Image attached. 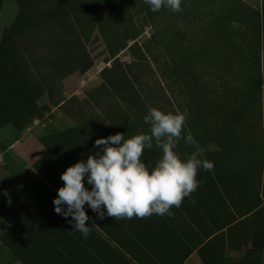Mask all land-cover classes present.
Segmentation results:
<instances>
[{
    "label": "rangeland",
    "instance_id": "374dc122",
    "mask_svg": "<svg viewBox=\"0 0 264 264\" xmlns=\"http://www.w3.org/2000/svg\"><path fill=\"white\" fill-rule=\"evenodd\" d=\"M94 1L110 11L100 8L95 22L83 28L92 65L60 80L55 91L65 103L54 105L44 93L38 99L44 107L41 116L21 131L10 123L0 128V233L9 225L1 211L14 206L13 196L24 185L18 173L24 169L36 173L35 161L46 152L44 135L78 126L91 138L104 127L131 138L150 134L144 122L149 108L165 112L187 108L181 136L191 134L193 142L186 144L181 138L174 151L182 158L202 151V159L214 162L222 173L221 187L226 188L219 197L232 206L235 219L208 243L203 260L263 264L264 250L254 243L252 230L264 224V100L257 97L253 108L233 125L249 83L243 63L232 66L238 53L226 45L231 37L224 30L241 15L243 3L260 9L262 0H181L176 13L163 7L153 12L144 0ZM20 8L15 0H1L0 36ZM46 23L52 32H61L60 25L43 19L42 25ZM37 33L34 28L29 34ZM111 78L116 81L111 83ZM152 148L161 156L155 141ZM236 171L241 179H232ZM252 205H260L257 212L240 214ZM1 247L0 264H15Z\"/></svg>",
    "mask_w": 264,
    "mask_h": 264
},
{
    "label": "trees",
    "instance_id": "16d2710c",
    "mask_svg": "<svg viewBox=\"0 0 264 264\" xmlns=\"http://www.w3.org/2000/svg\"><path fill=\"white\" fill-rule=\"evenodd\" d=\"M15 1L21 7L19 16L0 36V128L10 123L21 131L35 117L43 114L44 107L38 104V99L44 93L49 95L54 105L65 103L55 91L60 80L77 70L84 72L92 65L84 43L86 30L83 28L88 26L89 22H95L100 16V8L107 11L110 9L102 7L100 2L94 0ZM242 10L235 20L238 27H233L232 24L224 27L227 35L231 37L226 45L238 53L231 62L232 66L237 67L238 63H243L242 67L249 83L241 108L235 113L233 125L249 108H253L257 97L258 101L264 100V0L260 9L243 3ZM235 13L238 14L239 11ZM235 13L234 16L237 15ZM246 14L248 17H245ZM43 19L60 25L61 32L56 34L50 30L49 24L42 25ZM34 28H38L39 33L31 36L29 33ZM110 80L111 83L116 81L115 78ZM138 95L135 94L136 97ZM114 134L116 133L104 127L100 134L91 138L81 127L76 126L49 132L41 138L46 152L35 161L36 173L28 169L18 173L24 185L13 196L14 206L1 211V217L9 226L0 234V240L23 264H54L53 261L57 260H51L49 257L53 248L60 251L61 248L57 245L62 246L66 242L82 239V234L72 230L68 220L54 211L52 201L58 188L63 186L61 173L81 159H86L89 155L94 156L97 151L94 146L97 139ZM122 134L125 139L130 138L127 133ZM146 151L143 150L140 159L146 166L154 167L160 152L155 148ZM155 157L157 160L148 161ZM209 174L210 182L207 184L201 179L192 193L202 195L209 192L218 200L226 190L221 187L222 173L214 165ZM198 176H206V173L198 172ZM248 176L254 177L253 174ZM233 177L241 179V174L236 171L232 179ZM85 208L86 213L95 222L90 224V221H86V224L92 226L91 231H96L98 227L105 235L110 234L108 228L118 220L107 216L102 220L98 219L96 213L87 208V205ZM248 208L240 214L250 216L257 212L260 205ZM133 218L136 219L135 216ZM234 220L233 218L232 222ZM263 225L255 226L252 230L254 243L262 250ZM61 254L58 253L59 256ZM65 256L66 260H71L69 255Z\"/></svg>",
    "mask_w": 264,
    "mask_h": 264
},
{
    "label": "clouds",
    "instance_id": "9594fccd",
    "mask_svg": "<svg viewBox=\"0 0 264 264\" xmlns=\"http://www.w3.org/2000/svg\"><path fill=\"white\" fill-rule=\"evenodd\" d=\"M144 3L153 12L162 7L173 13L181 10V0H144ZM232 26L238 27L237 22L233 21ZM187 115V108L165 112L151 107L144 116L150 134L125 139L123 134L116 133L97 139L94 156L81 159L61 173L63 186L52 201L54 211L85 238L90 234V224L95 223L86 213L85 205L101 220L106 216L119 221L153 214L172 217V207L179 208L183 199L198 187V169L213 168L211 162L202 159V151L184 158L174 151L181 138L186 144L193 142L191 134L181 136ZM153 141L162 154L155 166L149 167L140 157L145 148H152ZM3 195L9 196L7 190ZM7 202L11 204L10 197Z\"/></svg>",
    "mask_w": 264,
    "mask_h": 264
},
{
    "label": "crops",
    "instance_id": "0c3cea01",
    "mask_svg": "<svg viewBox=\"0 0 264 264\" xmlns=\"http://www.w3.org/2000/svg\"><path fill=\"white\" fill-rule=\"evenodd\" d=\"M204 173L203 178L197 173V180L204 179L208 184L209 171ZM216 201L209 192L192 193L179 208L172 207L174 215L170 218L153 214L117 221L108 228V235L97 227L86 238L57 245L61 250L53 248L49 257L57 260L54 264H205L208 243L233 223L232 206L222 197ZM0 246L11 262L23 264L1 240Z\"/></svg>",
    "mask_w": 264,
    "mask_h": 264
},
{
    "label": "built area",
    "instance_id": "2783aa9c",
    "mask_svg": "<svg viewBox=\"0 0 264 264\" xmlns=\"http://www.w3.org/2000/svg\"><path fill=\"white\" fill-rule=\"evenodd\" d=\"M3 159L2 152H0V160Z\"/></svg>",
    "mask_w": 264,
    "mask_h": 264
}]
</instances>
